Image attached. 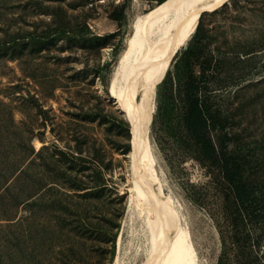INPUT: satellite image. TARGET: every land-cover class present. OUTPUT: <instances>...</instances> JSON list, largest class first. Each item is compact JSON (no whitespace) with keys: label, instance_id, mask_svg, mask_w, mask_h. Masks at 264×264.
I'll return each instance as SVG.
<instances>
[{"label":"rangeland","instance_id":"1","mask_svg":"<svg viewBox=\"0 0 264 264\" xmlns=\"http://www.w3.org/2000/svg\"><path fill=\"white\" fill-rule=\"evenodd\" d=\"M123 1L0 0V176L5 166L28 162L31 145L36 151L49 146L44 152L49 156L54 145L70 150L76 143L72 138L82 133L103 143L108 159L114 156L108 175L124 195L111 202L86 203L81 196L68 197L63 205L43 202L33 208V219L21 207L17 218L9 220L0 205V264H161L168 238L176 250L189 240L178 264L264 260V218L246 221L234 231L223 210L222 187L195 157L185 127L184 51L197 27L167 58L156 85L146 131L152 162L146 164L149 177L142 175L139 159L146 143L142 152L134 150L131 122L112 94L113 76L135 21L168 0H126V16L119 22L109 10ZM225 6L224 13L212 14ZM203 14L206 23L224 26L225 38H219L224 44L257 49L250 62L241 63L229 48L223 83L213 85L218 88L214 105L234 112L243 133V151L262 182L255 209L264 212V0H226ZM61 21L73 24L81 35L84 21L95 34H112L106 43L94 39L84 48L72 46L67 33L59 32L40 46L39 38ZM139 96L140 90L135 93ZM135 180L145 193L151 184L165 197L162 207L169 213L162 230L156 220L145 218L144 207L155 196L149 194L141 208H130ZM52 193L59 198L57 189ZM104 223L109 230L101 231Z\"/></svg>","mask_w":264,"mask_h":264},{"label":"trees","instance_id":"2","mask_svg":"<svg viewBox=\"0 0 264 264\" xmlns=\"http://www.w3.org/2000/svg\"><path fill=\"white\" fill-rule=\"evenodd\" d=\"M227 7L215 10L212 14L224 13ZM126 8L125 0L109 10V16L122 22L126 16ZM69 23L58 22V27L52 28L51 34L39 38L40 46L48 39L54 40L59 32L67 33L72 46L82 44L84 48H89V42L94 39L106 43L105 40L112 34H95L84 21V32L81 35ZM223 28L221 22L216 25L206 23L203 14L192 36V43L184 51L187 67L183 91L186 105L185 127L195 157L210 168L219 186L221 185L224 213L234 231L239 232L246 226V221L261 222L264 218V212L255 209L263 194L260 184L262 182L251 166L248 155L243 151L245 141L243 133L236 126L234 112L225 113L214 105L218 88L213 84L223 83L222 70L229 63V48H233L241 63L250 62L254 55L251 53L257 49L244 45L239 47V44H224L225 40L219 39L225 38L226 30ZM196 67L200 68L199 73L196 72ZM72 139L76 143L69 146L70 150L54 145V151L49 156L44 155L49 146L44 145L36 151L31 145L29 156L33 157L28 162L25 159L15 166H5L0 176V205L3 216L14 220L20 208L24 207L30 211L28 218L33 219L35 206H41L48 201H58L63 205L68 197L81 196L86 199V203L91 199L111 202L115 198H124L108 175L115 166L114 156L108 159V150L103 143L82 133L76 134ZM54 189L59 192L58 199L53 198ZM75 221L79 222L80 219ZM101 229L106 231L110 228L104 223ZM253 264H264V260Z\"/></svg>","mask_w":264,"mask_h":264},{"label":"bare ground","instance_id":"3","mask_svg":"<svg viewBox=\"0 0 264 264\" xmlns=\"http://www.w3.org/2000/svg\"><path fill=\"white\" fill-rule=\"evenodd\" d=\"M225 1L168 0L134 23V33L128 39L127 48L122 53L113 76L112 94L123 105L131 122L134 150L142 152L146 143V152L139 159V167L144 177L148 176L146 164L152 159L146 131L153 112L156 85L165 69L167 58L175 48L189 39L204 11L213 10ZM138 90L140 96L136 98L135 93ZM145 188L156 197L145 205V218L156 220L162 230L167 224L169 213V209L162 207L165 197H160L158 189L151 184ZM149 194L135 180L130 195V208L139 205L141 208ZM188 243V239L184 240L176 250L172 248L168 238L162 246L160 263L178 264V258ZM118 262L119 260L116 264Z\"/></svg>","mask_w":264,"mask_h":264}]
</instances>
